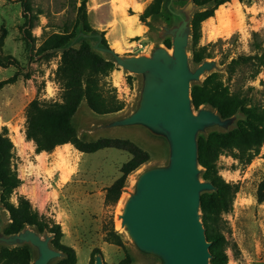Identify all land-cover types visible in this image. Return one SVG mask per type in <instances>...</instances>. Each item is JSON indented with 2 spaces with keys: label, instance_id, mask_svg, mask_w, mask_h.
<instances>
[{
  "label": "rangeland",
  "instance_id": "1",
  "mask_svg": "<svg viewBox=\"0 0 264 264\" xmlns=\"http://www.w3.org/2000/svg\"><path fill=\"white\" fill-rule=\"evenodd\" d=\"M29 1L32 13L37 16L31 31L34 39L33 50L25 42L22 29L24 0H0V40L3 42V52L18 60L23 71L30 74V79L19 78L16 83L0 89V131L6 128L14 144L12 165L22 181L11 201L15 203L19 196H24L40 215L58 223L63 233L61 241L74 249L76 264H95V257L91 258L94 249L100 250L105 264H118L127 256L131 264H155L152 257L136 249L121 228L120 216L125 201L135 191L140 174L150 168L167 164L168 145L162 137L153 135L142 127H102L134 112L140 99L141 77L115 65V70L106 81L115 90L118 100L124 104V109L117 114L101 116L90 111L83 101L72 119L77 136L82 141L93 142L102 138L129 140L149 155V161L128 176L120 197L122 203L118 206L119 199L116 204L109 205L105 202V189L120 176L121 166L130 159L128 153L104 149L93 154L80 155L72 146L68 151L55 148L52 153L37 155L33 142L25 139L28 105L35 99L41 102H61L62 97L61 86L55 80L60 61L59 52L46 58L37 55L36 50L51 35L61 34L66 29L73 30L80 2ZM140 1L149 4L152 0ZM115 2L116 0H112V5ZM137 5L140 4L133 6L135 11H139ZM128 6L129 4L120 10L114 8L113 15L118 11L125 14L124 9ZM187 6L188 3L176 5L171 1L164 5L158 16L148 18L142 23L149 29L150 36L139 43L142 48L138 47L139 44H131L130 55L149 56L152 49L158 46L167 49L163 42L169 40L171 43V37L159 40L156 32L162 27L170 28L176 24L178 20L171 11L181 13ZM94 10L97 12L98 6L95 0H89L87 11L93 28ZM128 20L129 26L130 22L136 25L135 18ZM79 30L78 27L77 36ZM143 33L144 28L140 26L132 33L129 31L130 36H140ZM253 34H257V38ZM89 40L93 49L95 40ZM255 43L264 48V0H234L221 5L213 17L201 24L197 48L209 57L204 61L216 63L213 72L220 75L231 92H240L246 97L248 105L256 104L264 109V67L255 77L254 68L250 64L239 66L231 77L228 71L232 60L241 56H252L257 52ZM167 50L172 52V48ZM188 57L191 69L194 70L197 66L191 60V37ZM15 72L13 68H0V82L11 78ZM239 120L240 115L235 124ZM211 131L225 132L215 128L207 130L203 135ZM217 170L226 182L239 185L232 210L223 216L227 264H264V203L258 204L255 196L258 183L264 179V143L259 155L248 166H243L229 152H224L217 162ZM9 222L7 212L0 209L2 233ZM112 231L121 236L124 248L105 242ZM33 252L34 262L36 251L33 249ZM57 261L59 260L51 264Z\"/></svg>",
  "mask_w": 264,
  "mask_h": 264
},
{
  "label": "trees",
  "instance_id": "2",
  "mask_svg": "<svg viewBox=\"0 0 264 264\" xmlns=\"http://www.w3.org/2000/svg\"><path fill=\"white\" fill-rule=\"evenodd\" d=\"M89 0H80L76 10V23L72 31L66 29L61 34L48 37L36 50L37 55L50 58L59 52L60 61L55 73V80L62 89L61 102H41L33 100L26 110L25 139L33 142L35 153H52L55 148L69 144L81 154H93L104 149H115L130 155L129 161L119 170L120 176L105 189V202L114 205L120 199L129 175L137 171L149 161L147 152L140 149L129 140L102 138L93 142H85L78 138L72 119L81 102L96 115L117 114L124 109V104L118 100L115 90L106 81L115 70V65L107 58L93 51L89 39H79L73 46L72 42L78 33L84 35L98 34L101 45L108 47L105 32L96 30L89 22L87 4ZM172 1L176 5L193 2L201 9L194 13L191 22V60L195 66L201 64L206 56L203 50L197 48L201 35V24L214 16L215 11L223 4L234 0H152L144 9L139 19L145 23L148 18L161 13L165 4ZM243 1V0H236ZM22 29L25 42L32 50L34 39L31 31L37 16L32 13L29 0H24ZM168 11V10H167ZM151 30V28H150ZM257 38V34H253ZM167 49H171L169 40L163 42ZM71 46V47H70ZM257 52L252 56H241L228 65L230 77L241 65L250 64L254 68V77L264 67V48L261 44H254ZM0 68H13L15 74L0 82V89L11 85L19 78L30 79L20 62L3 52V42L0 40ZM191 102L197 110L207 106L215 110L222 119L240 115L241 120L227 132L211 131L207 135L199 134L198 164L201 167V179L210 182L214 192L203 193L200 198L201 221L204 225L207 241L210 245V264H227L226 242L224 239L223 216L232 210L239 185L226 182L218 173L217 162L224 152L243 166H248L259 155L264 143V109L256 104L247 103L246 97L240 92H231L230 88L221 80L218 73L208 75L200 84L191 86ZM14 144L6 128L0 131V208L7 212L9 224L3 230L4 235L17 234L27 227L32 228L43 236L52 237L51 245L63 254V258L54 264H76L77 257L74 249L62 243L61 226L53 219L40 215L30 201L19 196L17 201H11L13 193L22 185V181L14 170ZM256 201L264 203V179L256 187ZM108 244L124 248L121 236L112 231L105 239ZM101 255L99 249L91 252V258ZM33 249L24 245L9 248L0 246V264H33ZM105 264V263H104ZM118 264H131L125 257Z\"/></svg>",
  "mask_w": 264,
  "mask_h": 264
},
{
  "label": "water",
  "instance_id": "3",
  "mask_svg": "<svg viewBox=\"0 0 264 264\" xmlns=\"http://www.w3.org/2000/svg\"><path fill=\"white\" fill-rule=\"evenodd\" d=\"M200 9L189 2L181 13L171 11L178 22L156 32L159 40L171 37L172 52L158 46L149 56H122L103 47L98 34L79 33L71 44L94 39L93 50L123 71L141 77L140 99L134 112L102 127H142L168 145L167 164L140 174L120 216L121 228L136 249L152 257L155 264H210L211 244L201 221L200 198L215 188L200 177L197 138L210 129L227 132L239 116L222 119L210 107L196 110L192 105V84H200L216 68L214 61H203L194 70L189 64L191 22ZM51 240L50 235L41 236L30 227L10 236L0 231V245L33 248V264H51L63 258ZM95 264H104L101 255L95 256Z\"/></svg>",
  "mask_w": 264,
  "mask_h": 264
},
{
  "label": "crops",
  "instance_id": "4",
  "mask_svg": "<svg viewBox=\"0 0 264 264\" xmlns=\"http://www.w3.org/2000/svg\"><path fill=\"white\" fill-rule=\"evenodd\" d=\"M95 3L98 6V11H93V17L95 18V29L105 32V39L107 41L108 47L114 50L117 54H122L126 56L130 55V45L139 44L143 39L150 36L149 29L147 26L140 22V14L147 7L148 3H143L140 0H116L115 4L112 5V0H95ZM127 3L128 7L124 9L125 14L118 11L114 16V7H120ZM134 4L142 5L141 11H135L133 6ZM117 5V6H116ZM131 12V13H129ZM135 18L136 25L133 30H136L139 26L144 28V33L135 36L129 35V20ZM61 147V148H60ZM70 147H72L70 145ZM56 150L64 151L62 146L56 148ZM75 150V149H74ZM76 151V150H75ZM77 152V151H76ZM47 154V153H41ZM81 155V153L78 152Z\"/></svg>",
  "mask_w": 264,
  "mask_h": 264
},
{
  "label": "bare ground",
  "instance_id": "5",
  "mask_svg": "<svg viewBox=\"0 0 264 264\" xmlns=\"http://www.w3.org/2000/svg\"><path fill=\"white\" fill-rule=\"evenodd\" d=\"M124 0H120V2H123ZM114 5V4H113ZM128 4L127 3H125L123 6H122V8H120V7H114L115 8V10H120V9H123L125 6H127ZM117 6V5H116ZM137 6H139V7H137V10H139V11H141V7H140V5H137ZM133 21V20H132ZM133 28H134V23L133 22H130V26H129V31L132 33V31H133ZM135 31V30H134ZM139 35V34H138ZM136 47V46H135ZM63 148H64V150H66V151H68L69 150V148H71L70 147V145L69 144H66V145H63L62 146ZM61 148V147H60ZM122 203V198L119 200V202H118V206L120 205Z\"/></svg>",
  "mask_w": 264,
  "mask_h": 264
},
{
  "label": "built area",
  "instance_id": "6",
  "mask_svg": "<svg viewBox=\"0 0 264 264\" xmlns=\"http://www.w3.org/2000/svg\"><path fill=\"white\" fill-rule=\"evenodd\" d=\"M138 47H139V48H142V46H141L140 44L138 45Z\"/></svg>",
  "mask_w": 264,
  "mask_h": 264
}]
</instances>
